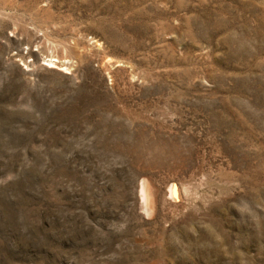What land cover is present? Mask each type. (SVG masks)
Instances as JSON below:
<instances>
[{
    "label": "rangeland",
    "instance_id": "1",
    "mask_svg": "<svg viewBox=\"0 0 264 264\" xmlns=\"http://www.w3.org/2000/svg\"><path fill=\"white\" fill-rule=\"evenodd\" d=\"M0 264H264V0H0Z\"/></svg>",
    "mask_w": 264,
    "mask_h": 264
},
{
    "label": "bare ground",
    "instance_id": "2",
    "mask_svg": "<svg viewBox=\"0 0 264 264\" xmlns=\"http://www.w3.org/2000/svg\"><path fill=\"white\" fill-rule=\"evenodd\" d=\"M55 62V61H54ZM51 67H53V65H51ZM147 190V189H146ZM143 199H145L146 201H147V203H149L148 201H149V198H148V196H147V192L145 191V189H143Z\"/></svg>",
    "mask_w": 264,
    "mask_h": 264
}]
</instances>
